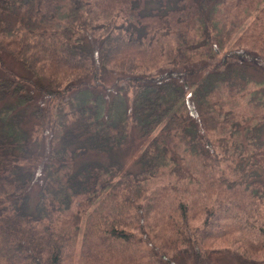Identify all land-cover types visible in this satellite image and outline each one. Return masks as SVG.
<instances>
[{
	"label": "trees",
	"instance_id": "1",
	"mask_svg": "<svg viewBox=\"0 0 264 264\" xmlns=\"http://www.w3.org/2000/svg\"><path fill=\"white\" fill-rule=\"evenodd\" d=\"M0 100V264H264V0H0Z\"/></svg>",
	"mask_w": 264,
	"mask_h": 264
},
{
	"label": "rangeland",
	"instance_id": "2",
	"mask_svg": "<svg viewBox=\"0 0 264 264\" xmlns=\"http://www.w3.org/2000/svg\"><path fill=\"white\" fill-rule=\"evenodd\" d=\"M250 21V20H248ZM227 27H231V24L227 23ZM245 27L242 26L238 32L240 30H242ZM226 29V28H225ZM9 58V57H6ZM8 65H10L11 67L14 66L16 69L19 70V68L13 64L12 62H8ZM110 80H112V75L110 74L108 76L107 82H110ZM252 89V88H251ZM99 90V89H96ZM100 91H103V89H101ZM248 90H246L240 97H239V110L240 112H244L247 114V112L251 109H248V106L246 105L247 99H248ZM3 106V102H1L0 100V109ZM152 137V135L150 136H146L144 137V135H140L139 132L137 131V129H134L130 135V137L128 138V140L124 143V145L120 148H117L113 151V154L110 155H105L102 156L100 154H97L95 152H89L87 154H85V156H83L82 158L78 159V162H81V160H83L84 162L86 161H95L96 157L100 158L101 160H103L107 165L111 164V163H115V162H119L123 165L122 171L125 169H129L132 171H135L138 169L139 164L137 163V158L138 155L140 153V151L145 147V145L147 144V142L149 141V139ZM236 137V136H235ZM234 137V138H235ZM237 150L231 155L230 152L226 151V154L230 157V155L233 158H236V161L239 162L238 160H241V167L242 165H245L246 170L248 173H250L251 168H252V163L255 164L256 168L259 169L258 165L252 161L253 159L251 158V155H248V157H250L249 159V165L248 163L245 164L246 161H248V159H245V157L242 153H240V151L242 152V146L237 147ZM225 153H221L220 155H222L223 157L226 155ZM97 161V160H96ZM232 168L236 167V164L234 163L233 165H231ZM240 167V168H241ZM168 175H166L165 177H167ZM165 181V179L163 180ZM159 185H162V183L156 181L153 183V187H157ZM41 184H36V186L31 190V194H32V201L33 204L39 199V189H40ZM77 210V208L72 205L69 209L63 211V212H57V214L60 215H65L63 218H67L70 216V214L73 212H75ZM264 211V210H263ZM192 213L195 214V211H193ZM161 245V251H167L169 253H171V250L168 249L167 247H164L163 244ZM225 245H231L234 246L236 248H241L238 247L234 242H232V239H224L223 241L221 240H217V242L213 243V246H225ZM257 258H261V254H257L255 255ZM207 259V260H206ZM237 258L233 257L232 254L228 253L227 251H223V250H214L212 253H209L206 257L205 260L203 261V264H235ZM171 261H173V263L171 264H193L192 261H190L189 259L185 258V257H178L177 259L175 257L171 258ZM164 264H167V262L165 261Z\"/></svg>",
	"mask_w": 264,
	"mask_h": 264
}]
</instances>
